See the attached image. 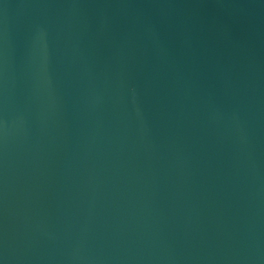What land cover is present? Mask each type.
Returning a JSON list of instances; mask_svg holds the SVG:
<instances>
[{
	"label": "water",
	"instance_id": "water-1",
	"mask_svg": "<svg viewBox=\"0 0 264 264\" xmlns=\"http://www.w3.org/2000/svg\"><path fill=\"white\" fill-rule=\"evenodd\" d=\"M0 264H264V0H0Z\"/></svg>",
	"mask_w": 264,
	"mask_h": 264
}]
</instances>
